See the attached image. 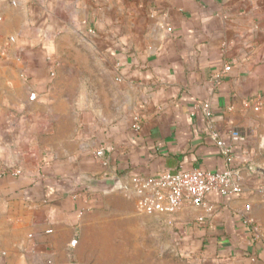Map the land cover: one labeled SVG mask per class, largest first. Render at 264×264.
Returning <instances> with one entry per match:
<instances>
[{
  "label": "crops",
  "instance_id": "obj_1",
  "mask_svg": "<svg viewBox=\"0 0 264 264\" xmlns=\"http://www.w3.org/2000/svg\"><path fill=\"white\" fill-rule=\"evenodd\" d=\"M77 35L108 70L106 110L85 105L79 65L64 57ZM217 140L232 147L238 194L212 191L207 207L167 216L110 189L220 171ZM254 167L264 169V0H0V264H146L139 253L264 264Z\"/></svg>",
  "mask_w": 264,
  "mask_h": 264
},
{
  "label": "built area",
  "instance_id": "obj_2",
  "mask_svg": "<svg viewBox=\"0 0 264 264\" xmlns=\"http://www.w3.org/2000/svg\"><path fill=\"white\" fill-rule=\"evenodd\" d=\"M138 127V124L135 125ZM232 141L244 139L238 130L230 132ZM217 146L225 155L227 165L220 171L191 168L184 171H164L156 175H137L123 183L119 190L143 211L153 215H173L188 205L207 207L205 196L217 191L223 195H234L242 191L241 177L234 165L232 147L223 140ZM103 150L97 155H103ZM250 209V206H247ZM252 221V220H251Z\"/></svg>",
  "mask_w": 264,
  "mask_h": 264
},
{
  "label": "rangeland",
  "instance_id": "obj_3",
  "mask_svg": "<svg viewBox=\"0 0 264 264\" xmlns=\"http://www.w3.org/2000/svg\"><path fill=\"white\" fill-rule=\"evenodd\" d=\"M66 54L64 57H69L71 62L79 65V92L80 86L83 85L85 105L91 108L93 103L99 104V109H107V92L109 87L108 70L104 64L97 59L95 52L86 44L84 40L79 38V35L67 39L65 47ZM100 91V92H99ZM99 92V94L97 93ZM116 113H119L118 108H113ZM134 261L145 262L146 264H160L159 257L155 254H133L131 255ZM158 260V261H157ZM163 264H192L188 261L176 260L169 253L164 254Z\"/></svg>",
  "mask_w": 264,
  "mask_h": 264
},
{
  "label": "water",
  "instance_id": "obj_4",
  "mask_svg": "<svg viewBox=\"0 0 264 264\" xmlns=\"http://www.w3.org/2000/svg\"><path fill=\"white\" fill-rule=\"evenodd\" d=\"M254 170L264 174V169L261 167H254ZM121 185L122 184L120 183V180L118 178H115V179H113V184H112L110 189L111 190L119 189L121 187Z\"/></svg>",
  "mask_w": 264,
  "mask_h": 264
}]
</instances>
